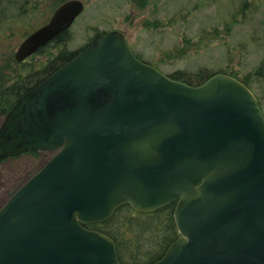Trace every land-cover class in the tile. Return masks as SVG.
<instances>
[{
	"label": "water",
	"instance_id": "water-1",
	"mask_svg": "<svg viewBox=\"0 0 264 264\" xmlns=\"http://www.w3.org/2000/svg\"><path fill=\"white\" fill-rule=\"evenodd\" d=\"M84 10L62 4L15 60ZM31 150L56 154L0 209V264H122L114 239L87 226L175 202L180 236L154 264H264V112L231 75L175 80L108 31L6 115L0 160Z\"/></svg>",
	"mask_w": 264,
	"mask_h": 264
},
{
	"label": "rangeland",
	"instance_id": "rangeland-1",
	"mask_svg": "<svg viewBox=\"0 0 264 264\" xmlns=\"http://www.w3.org/2000/svg\"><path fill=\"white\" fill-rule=\"evenodd\" d=\"M38 1L33 2L29 14L13 16L10 23H5L14 29V34L6 40L2 36L4 34H0V74L6 67L2 59L4 51L14 59L29 34L28 29L34 31L49 21L63 2L46 0L37 7ZM140 1L85 0L87 9L69 30L70 41L60 46V50L79 51L97 33L120 30L127 35L136 54L167 75L179 70L192 75L200 69L212 72L227 69L247 80L246 75L254 72L256 77L247 81L254 85L255 92L264 102V0H148L145 7L141 6L143 0ZM243 2L248 7L245 15L237 12ZM160 20L163 23L158 27L146 24ZM228 26H232L231 35L228 38L227 35L221 36V41L215 39L214 29H226ZM200 37L204 39L205 47L188 48L183 58H173L178 52L168 57L172 50L183 46L185 38L196 40ZM4 119L0 116V128ZM54 155L53 152H43L39 157L25 155L0 163V209Z\"/></svg>",
	"mask_w": 264,
	"mask_h": 264
},
{
	"label": "trees",
	"instance_id": "trees-1",
	"mask_svg": "<svg viewBox=\"0 0 264 264\" xmlns=\"http://www.w3.org/2000/svg\"><path fill=\"white\" fill-rule=\"evenodd\" d=\"M20 1L22 0H0V34L4 40L10 39L13 33V28L7 27V23L16 11L19 10ZM64 1V0H62ZM138 1V0H137ZM142 2V0L140 1ZM141 6L145 7L148 0H143ZM22 4L24 2H21ZM63 3V2H62ZM21 4V5H22ZM254 4V3H252ZM238 13L247 12L246 2H243L238 6ZM237 16V15H236ZM175 17L171 19L173 23ZM10 23V21H9ZM163 22H146L149 26L158 27ZM4 25V26H3ZM232 26H228L226 29H214L215 39L221 41V36L227 35V38L231 35ZM9 31V33H8ZM29 33L32 31L28 29ZM104 32H99L92 40L94 41ZM8 33V35H7ZM70 41V33L66 31L58 36L49 45L41 48L32 60L28 59L23 63H17L12 55H7L4 48L5 68L0 74V116H6L8 112L15 106L17 101L26 93L37 87L49 76L54 74L66 63L74 59L84 48L79 51H70L67 48L60 50V46L66 45ZM91 41V42H92ZM196 41V42H195ZM4 45L5 42L2 41ZM205 47L204 39L202 37L194 40L185 38L183 46H179L177 51L169 53L168 57H171L176 52L177 55L173 58H183L187 55L188 48L199 49ZM1 56V57H2ZM39 57V60H36ZM139 58H142L138 56ZM167 58V56H166ZM169 59V58H168ZM227 69L218 70L217 72L208 71L206 69H200L198 72L190 75L186 71H176L169 76L175 80L185 82L192 86H199L206 82L215 73L230 74L245 85H247L257 96L260 104L264 110V102L261 97L255 92L254 85L247 81L249 78L256 77L255 73L246 75V79L238 77L236 73L226 71ZM260 73V72H259ZM42 151L31 150L22 155L13 157L19 159L25 155H31L33 157L41 156ZM10 159L0 160V163H6ZM47 162H44L43 166ZM176 202L169 206L155 212V213H141L134 211L131 206L125 205L121 207L115 215L105 223H95L88 225V228L95 229L110 236L117 244L119 259L122 264H154L161 260L165 255L169 246L180 236V232L175 223L174 211L176 208Z\"/></svg>",
	"mask_w": 264,
	"mask_h": 264
},
{
	"label": "flooded vegetation",
	"instance_id": "flooded-vegetation-1",
	"mask_svg": "<svg viewBox=\"0 0 264 264\" xmlns=\"http://www.w3.org/2000/svg\"><path fill=\"white\" fill-rule=\"evenodd\" d=\"M36 1V0H22L20 1V6H19V10L16 11L14 13V16L18 17V16H22V15H25V14H29V11H30V8L33 7V2ZM46 0H40L37 2L38 6H41L43 5V3L45 2ZM66 1H69V0H64L63 2H66ZM85 2V0H83ZM21 2H24L23 4ZM86 3V2H85ZM22 4V5H21ZM18 15V16H17ZM52 17V16H51ZM51 17L49 18V21L51 19ZM49 21H47L46 23H44L43 25L41 24L40 27L46 25ZM29 24V22H27ZM33 26V25H32ZM39 27V28H40ZM37 28V29H39ZM37 29H35L34 31H36ZM31 30V29H30ZM34 31H31L29 34L33 33Z\"/></svg>",
	"mask_w": 264,
	"mask_h": 264
},
{
	"label": "bare ground",
	"instance_id": "bare-ground-1",
	"mask_svg": "<svg viewBox=\"0 0 264 264\" xmlns=\"http://www.w3.org/2000/svg\"><path fill=\"white\" fill-rule=\"evenodd\" d=\"M4 26V25H3Z\"/></svg>",
	"mask_w": 264,
	"mask_h": 264
}]
</instances>
